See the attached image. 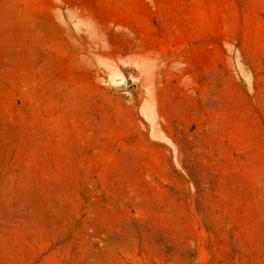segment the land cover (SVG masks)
<instances>
[{"label":"rangeland","instance_id":"374dc122","mask_svg":"<svg viewBox=\"0 0 264 264\" xmlns=\"http://www.w3.org/2000/svg\"><path fill=\"white\" fill-rule=\"evenodd\" d=\"M0 264H264V0H0Z\"/></svg>","mask_w":264,"mask_h":264}]
</instances>
